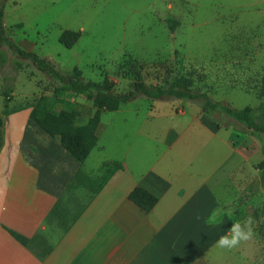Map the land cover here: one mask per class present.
<instances>
[{"label":"crops","instance_id":"crops-1","mask_svg":"<svg viewBox=\"0 0 264 264\" xmlns=\"http://www.w3.org/2000/svg\"><path fill=\"white\" fill-rule=\"evenodd\" d=\"M24 3L6 0L4 22L27 52L53 61L51 37L59 42L65 31L82 37L84 11L30 0L38 21L26 26L15 16ZM12 82L0 74V264H264L263 148L244 125L215 119L221 112L194 102L157 100L146 110H127L136 135L120 130L103 141L105 130L116 129L110 122L122 105L102 114L98 142L80 163L38 127L34 111L46 95L31 97L42 89L21 82L20 74ZM20 86L25 102L7 107L6 94L20 95ZM49 91L61 96L51 85ZM145 195L157 200L152 208L140 206ZM217 209L218 222L209 226ZM249 216L256 221L251 240L231 250L216 247L232 223Z\"/></svg>","mask_w":264,"mask_h":264},{"label":"rangeland","instance_id":"rangeland-1","mask_svg":"<svg viewBox=\"0 0 264 264\" xmlns=\"http://www.w3.org/2000/svg\"><path fill=\"white\" fill-rule=\"evenodd\" d=\"M24 1L15 16L23 17L26 26H35L38 19L32 15L30 0ZM36 1L55 11L62 6L84 11L82 26L85 29L74 48H64L54 37L48 42L49 48L54 47L53 61L64 71L78 68L86 80L97 82L109 77L115 83L116 91L125 93L130 90V82L120 75L118 68L125 56L144 65L149 85L160 84L159 74L164 71L159 66L167 62L173 66L172 71L176 67L180 73L198 69L204 74L200 89L216 102L229 105L225 101L230 100L231 106L239 110L255 108L260 103L256 96L242 93L244 91L237 85L246 87L249 84L241 68L250 69V75L252 71L261 72L264 67V0ZM56 47L61 50L57 51ZM0 74L7 83H13L14 76L20 74L21 82L42 89L35 98L31 97L33 102L46 95V99L41 98L43 102L37 104L38 113L42 110L60 112L73 107L81 113L78 124L85 125L96 111L93 102L85 96L66 93L56 97L49 91V80L37 72L35 64L20 58L7 46H0ZM26 92L27 89L20 86L17 91L20 95L7 93L6 101L11 102L7 107L25 102ZM142 97L131 104H123L124 110L110 122L116 129L114 132L105 130L103 141L110 140L120 130L123 137L136 135L132 114L127 110L133 105L146 110L153 101L142 100ZM173 99L166 97L163 100ZM213 117L221 121L230 119L218 112ZM262 120L264 122V117ZM10 123L14 125V121Z\"/></svg>","mask_w":264,"mask_h":264},{"label":"trees","instance_id":"trees-1","mask_svg":"<svg viewBox=\"0 0 264 264\" xmlns=\"http://www.w3.org/2000/svg\"><path fill=\"white\" fill-rule=\"evenodd\" d=\"M5 4L6 0H0V45H7L17 56L22 59L32 61L36 69L42 73L54 88L56 93L66 94L75 93L85 96L92 101L96 111L85 125H79L78 121L81 116L80 111L73 107L53 112L51 110H42L38 113V108L34 111L37 116V125L52 138H58L61 146L71 155V157L80 163L86 161L91 151L98 142L97 130L104 112H115L123 104L131 103L139 98L146 97L149 100L157 101L164 98H174L194 102L200 105L206 112L219 111L229 117H232L244 125L252 136L261 140L264 145V67L261 72L250 69H242V73L249 84L246 87L237 85L239 90L244 93L256 96L260 101L257 108L246 107L238 110L222 102H216L211 99L209 94L202 92L200 84L204 81V74L198 69H190L184 72L172 71L168 63H160V70L164 74H159L160 84L149 85L146 82L144 65L136 59L126 57L119 65L120 75L130 82V90L125 93H118L116 86L109 77H105L101 82L86 80L83 73L78 68L64 71L57 63L48 58L41 57L32 52L19 47L7 34L5 29ZM80 33L65 31L59 38V42L68 49H72L80 39ZM238 71H240L238 69ZM242 75V77H243ZM230 89H235L230 87ZM3 121L0 119V129ZM2 146V136L0 131V147ZM264 155V147H263ZM264 171V160L262 162ZM156 199L152 196L145 195L140 206L144 209L152 208L156 204ZM13 236L23 245L28 246L29 240L25 237L11 232Z\"/></svg>","mask_w":264,"mask_h":264},{"label":"clouds","instance_id":"clouds-1","mask_svg":"<svg viewBox=\"0 0 264 264\" xmlns=\"http://www.w3.org/2000/svg\"><path fill=\"white\" fill-rule=\"evenodd\" d=\"M221 214L220 210H213L205 221L209 226L215 225L218 222V216ZM255 219L249 216L243 223L236 221L218 238L215 242L216 247L222 249H234L241 243L247 242L253 237L252 225Z\"/></svg>","mask_w":264,"mask_h":264}]
</instances>
